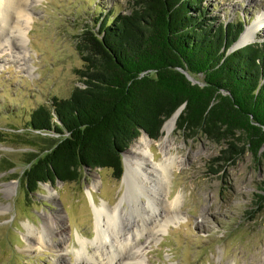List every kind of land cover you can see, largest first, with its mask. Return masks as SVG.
<instances>
[{"label": "rangeland", "instance_id": "rangeland-1", "mask_svg": "<svg viewBox=\"0 0 264 264\" xmlns=\"http://www.w3.org/2000/svg\"><path fill=\"white\" fill-rule=\"evenodd\" d=\"M23 4L15 11L9 7L0 12L4 20L11 12L15 21L29 20L21 38L16 31L0 34V163L4 159L13 165L8 170L0 167V264H79V241L92 245L95 239L94 207L117 205L124 189L123 174L114 179L109 169L97 168L84 171L78 182L43 183L29 192L21 174L26 167L24 153L33 148L22 140L29 137L26 122L31 110L49 104L52 96H68L79 84L74 70L82 67V61L75 43L82 29L93 26V18L103 9L128 14L132 5L129 0H27ZM202 5L215 23L243 21L240 40L230 50L264 41V0H203ZM247 30L253 36L242 40ZM176 120L165 153L159 147L164 136L161 127L157 139L141 133L123 154L124 172L135 142L148 141L153 156L143 165L149 176L146 190L162 192L167 203L177 200L171 209L176 218L169 219L162 231H156L157 225L154 236L140 237L145 263L264 264V200L257 196L264 197V146L254 155L239 131L212 140L200 131L177 129ZM228 152L229 160L216 161ZM163 154L175 160L167 166L165 178L152 168L154 162L164 161ZM7 187H11L8 193ZM141 200L143 196L130 197L120 204L126 217L131 209L136 219L145 217L141 207L135 211ZM49 217L65 227L62 237L53 235L48 247H29L27 231L37 235ZM61 238L63 249L53 244Z\"/></svg>", "mask_w": 264, "mask_h": 264}, {"label": "trees", "instance_id": "trees-1", "mask_svg": "<svg viewBox=\"0 0 264 264\" xmlns=\"http://www.w3.org/2000/svg\"><path fill=\"white\" fill-rule=\"evenodd\" d=\"M129 2L130 13L103 9L77 36L82 67L74 70L79 84L69 95L29 112V137H19L33 148L24 153L21 174L27 191L78 182L97 168L120 179L130 144L142 130L157 139L181 105L177 129L212 140L239 131L254 155L264 145V41L230 50L243 21L215 23L203 0ZM180 69L201 76L199 84ZM229 158L230 152L216 161ZM0 167L13 165L3 159Z\"/></svg>", "mask_w": 264, "mask_h": 264}, {"label": "bare ground", "instance_id": "bare-ground-1", "mask_svg": "<svg viewBox=\"0 0 264 264\" xmlns=\"http://www.w3.org/2000/svg\"><path fill=\"white\" fill-rule=\"evenodd\" d=\"M24 2H27V0H0V12L7 11L6 8L9 7H12L15 11L20 8V6H23ZM2 4L4 8H2ZM11 13H7L5 16L7 17L6 20H4V18L2 19L0 15L3 21L2 24H0V29L2 30L0 34H2V32L6 33L7 31L10 33L16 31L18 38H21L28 30L29 20L25 18L23 22L18 19L15 21ZM252 36L253 31L247 30V32L243 34L242 40L245 38L249 39ZM12 37L9 40L10 44L12 43ZM175 119V115L171 116L162 126V133H164V136L159 143L161 151L169 149L168 136L173 128L172 126ZM149 147L150 144L148 141L139 138L135 142L133 149L129 151L130 154L125 159V170L121 178V187L124 189L117 205L110 207L102 204L99 207H94L95 239L92 245L86 241H79L80 248L76 251V260L79 264H146L140 251V237L146 236L147 238V236H154L156 231L163 230L169 219L176 218L174 214L175 211L171 210L175 207L176 199L173 203H167L164 200L165 194H162V192L158 193V191L153 189L146 190L145 185L146 182L149 181V176H147L146 172L143 170V165L145 161H149L148 158H152L153 156L152 152L149 151ZM165 152L166 151H164V153ZM166 154H163V162L160 163L156 161L153 163L152 167L154 172H157L159 176L164 178L167 173V166L175 163L173 157H167L165 156ZM132 179H134V190L130 188V185L133 183ZM161 182L162 181L157 178V183H160V186L162 185ZM10 189L11 187H7L6 193H8ZM89 195L94 204L90 192ZM138 196H143L144 200H141V204L135 205V211H138L141 207L145 210V217L136 219V212L134 214V209H131V215L126 217L120 204L130 197L137 199ZM48 220L49 221L45 222L41 229H37V235L30 229L27 231L29 235V247H34L35 245L48 247L49 242L47 241L51 240L50 238L53 235L62 237L65 232V227L62 224L54 222L52 217H49ZM157 225L159 227L154 231ZM64 243V239L61 238L58 242L53 244L55 247L63 249ZM53 244L50 246L52 247Z\"/></svg>", "mask_w": 264, "mask_h": 264}, {"label": "water", "instance_id": "water-1", "mask_svg": "<svg viewBox=\"0 0 264 264\" xmlns=\"http://www.w3.org/2000/svg\"><path fill=\"white\" fill-rule=\"evenodd\" d=\"M180 71H182V73H184V75L186 76V78H187L192 84H193V83H198V84H199V80H198V79L196 80L194 77H192V76H191L186 70L180 69ZM183 107H184V105H181L180 107H178V108L176 109V111H175L171 116L175 115L176 118H177V116L179 115V113L182 111ZM171 116H170V117H171ZM141 133L144 134V135H146V136L148 137V135L146 134L145 131L142 130ZM148 138H149V137H148ZM262 146H264V145H262ZM126 151H127V149H126ZM123 163H124V157H123ZM122 174H123V172H122Z\"/></svg>", "mask_w": 264, "mask_h": 264}]
</instances>
